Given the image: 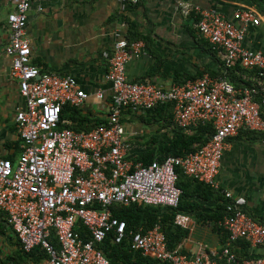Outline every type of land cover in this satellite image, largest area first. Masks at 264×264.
I'll return each mask as SVG.
<instances>
[{
    "label": "built area",
    "instance_id": "obj_1",
    "mask_svg": "<svg viewBox=\"0 0 264 264\" xmlns=\"http://www.w3.org/2000/svg\"><path fill=\"white\" fill-rule=\"evenodd\" d=\"M0 1L14 5L8 16L5 53L12 60L10 76L24 101L15 116L21 153L15 160L0 158V212L25 252L42 248L49 264H110L99 245L112 233L116 243L128 236L126 222L114 216L112 207L137 203L177 208L183 193L178 187L177 169H181L223 194L221 226L228 239L221 253L189 257L172 250L160 225L129 231L132 249L168 264H264V224L246 211V198L222 191L218 182L227 140L242 129L264 132V51L245 43L250 27L261 24L256 10L225 17L180 2L184 17L200 15L196 28L216 47L225 71L169 87L128 78V64L147 55L148 49L143 40L130 42L117 32L107 73L113 90L108 119L90 131H78L62 112L66 107L81 108L90 95L75 77L44 72L32 63L27 25L33 0ZM236 64L247 72V85L237 87L228 79L227 71ZM167 104L173 105L177 126L193 129L211 124L213 135L185 157L170 156L148 165L135 161L124 114ZM79 226L87 228L89 238L77 231ZM53 234L58 246L51 241ZM239 241L263 253L241 259L233 250Z\"/></svg>",
    "mask_w": 264,
    "mask_h": 264
},
{
    "label": "crops",
    "instance_id": "obj_2",
    "mask_svg": "<svg viewBox=\"0 0 264 264\" xmlns=\"http://www.w3.org/2000/svg\"><path fill=\"white\" fill-rule=\"evenodd\" d=\"M180 2L202 10H216L225 17L239 10L254 9L261 18L260 26L250 27L246 45L264 51V17L251 0H33L29 11L27 37L32 48V63L44 72L75 77L90 96L81 108H68L64 118L75 130H90L107 121L112 103V84L107 79L109 59L117 41L116 33L125 35L133 26L145 38L148 54L132 60L127 66L130 80H147L169 87L208 74L212 77L223 69L218 50H214L197 32L193 17H184ZM14 11L10 2L0 1V158L17 159L21 153L15 116L24 101L16 80L10 76L11 58L5 53L9 41L8 16ZM104 93V99L96 94ZM166 115L172 117V111ZM158 119V117H156ZM174 120V119H173ZM143 112L127 111L123 122L133 142L130 156L146 151L151 136L167 138L172 128ZM160 135V136H159ZM221 190L247 200L246 211L264 224V132L240 130L227 140L218 175ZM191 196L188 210L176 218L181 232H187L173 250L191 256L213 257L221 253L228 236L221 226L224 197L220 190L211 191L195 182L188 185ZM222 210V211H221ZM222 213V214H221ZM173 230L176 227L173 226ZM0 240L5 256L15 253L18 239ZM233 250L241 259L263 253L244 241ZM20 264H49V256L35 250Z\"/></svg>",
    "mask_w": 264,
    "mask_h": 264
},
{
    "label": "trees",
    "instance_id": "obj_3",
    "mask_svg": "<svg viewBox=\"0 0 264 264\" xmlns=\"http://www.w3.org/2000/svg\"><path fill=\"white\" fill-rule=\"evenodd\" d=\"M251 1L259 7L264 17V0ZM190 17L196 18V28V24L201 18L200 15L192 13ZM196 30L198 32L197 28ZM126 38L130 42L137 40H148L147 38L143 37L133 26H130V28L128 29ZM208 44L210 43L208 42ZM213 49L216 50V47L213 46ZM224 71L225 68L223 66L221 72L216 75H224ZM246 75H248L247 72L239 64H236L232 69L227 71L228 79L237 87L248 84L245 79ZM66 111H68L67 107L62 112V118H64ZM168 111H172V117L166 115ZM143 113L152 118V123H160L161 121H163L162 128H172L171 133H165L167 135V138L161 139L158 137V133L153 134L146 144V151L134 158L135 161L143 162L145 165H148L154 161L162 162L164 159L170 156L185 157L186 155L194 152L199 147L204 146L210 140L211 136L214 133V128L211 124L199 126L193 129H183L177 126L173 120L174 116L172 104L157 106L153 109L143 111ZM156 117H158V119ZM101 123H106V121L99 122L94 127L98 126ZM9 159L14 160L13 158ZM177 172L179 174L178 187H180L183 192L180 204L177 208L161 206L155 207L143 204L140 205L137 203H132L128 206L116 204L112 207L114 216L119 220L126 222L128 236L121 243H116L114 233H112L109 234L104 242L99 245L98 248L104 253L110 264H168L166 262L157 260L151 255L145 256L141 251L132 249L129 231H136L140 228L148 231L154 228L156 225H160L162 231L166 235L168 246L172 250L175 248V244L182 237L186 236L187 232H181L178 228L179 225L176 223V218L180 215L181 212L188 210L187 206H189L190 202L187 201V199L191 196V193L188 190V185L191 182H195L197 184H200L201 186H206L211 191H213L214 189L194 178L185 175L181 169H177ZM223 216L224 211L223 215H221L218 221L222 220ZM173 226L176 227L175 231L173 230ZM77 231L81 235L89 238L87 228L85 226H79L77 228ZM12 232L13 230L9 226L5 214L0 212V240L4 239L7 241H12L14 239V236H12ZM225 233L228 236L226 231ZM51 241L55 246H58L57 237L55 236V234L52 235ZM17 242V244L13 243L15 246H17V250L11 255L5 256L4 254H6V252H3V250L0 248V264H20L18 259H20L21 261H27V259L31 258L30 256L35 250H41L43 251V254H47L46 250L42 248H37L31 253H27L22 249L19 240Z\"/></svg>",
    "mask_w": 264,
    "mask_h": 264
}]
</instances>
